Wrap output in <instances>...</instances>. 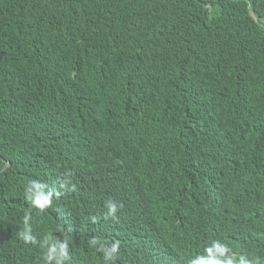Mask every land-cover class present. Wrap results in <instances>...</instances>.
<instances>
[{"label": "trees", "instance_id": "obj_1", "mask_svg": "<svg viewBox=\"0 0 264 264\" xmlns=\"http://www.w3.org/2000/svg\"><path fill=\"white\" fill-rule=\"evenodd\" d=\"M0 54V264H264V0H0Z\"/></svg>", "mask_w": 264, "mask_h": 264}, {"label": "clouds", "instance_id": "obj_2", "mask_svg": "<svg viewBox=\"0 0 264 264\" xmlns=\"http://www.w3.org/2000/svg\"><path fill=\"white\" fill-rule=\"evenodd\" d=\"M47 186L39 181H29L27 192L29 199L33 200V203L39 207H42L45 204L50 203L51 193L48 192L45 194L44 189ZM116 211V205L114 203L109 204V213L113 214ZM25 240H31L32 237L27 235V231L23 234ZM61 249L65 246L61 245ZM116 252V247L113 246L111 250L105 251V257L108 260L113 259ZM229 253L230 249L226 244H223L219 241H213L210 246L206 247L204 254L197 255L195 258L191 259L190 264H234V257L228 255L227 258L223 261L219 257L224 256L225 253ZM46 258L48 260H55V264H63L64 259L66 258V253L64 251L58 252L55 244L49 246L47 251ZM238 264H251V261L246 257L241 256L239 258Z\"/></svg>", "mask_w": 264, "mask_h": 264}, {"label": "water", "instance_id": "obj_3", "mask_svg": "<svg viewBox=\"0 0 264 264\" xmlns=\"http://www.w3.org/2000/svg\"><path fill=\"white\" fill-rule=\"evenodd\" d=\"M0 58H1V54H0Z\"/></svg>", "mask_w": 264, "mask_h": 264}]
</instances>
